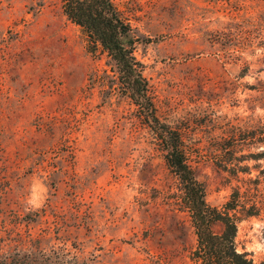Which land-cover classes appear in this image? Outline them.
I'll return each mask as SVG.
<instances>
[{
    "label": "rangeland",
    "instance_id": "rangeland-1",
    "mask_svg": "<svg viewBox=\"0 0 264 264\" xmlns=\"http://www.w3.org/2000/svg\"><path fill=\"white\" fill-rule=\"evenodd\" d=\"M117 1L150 40L135 53L158 118L192 147L208 202L237 200L239 250L260 264L264 0ZM113 79L60 0H0V264L190 263L177 180Z\"/></svg>",
    "mask_w": 264,
    "mask_h": 264
},
{
    "label": "trees",
    "instance_id": "trees-1",
    "mask_svg": "<svg viewBox=\"0 0 264 264\" xmlns=\"http://www.w3.org/2000/svg\"><path fill=\"white\" fill-rule=\"evenodd\" d=\"M60 2L66 17L87 35L91 52H103L110 58L114 71L113 91L116 86L120 88L137 106L141 118L155 130L166 164L178 183L177 203L189 213L197 236L189 264H258L247 252L239 250L236 241L240 220L236 212L237 200L228 202L223 209L208 202L205 184L197 177L192 164V147L183 141L178 129L158 118L144 65L135 53L138 44L150 40L137 33L133 16L126 12L128 10H123L117 0ZM100 78L96 72L89 79L100 83ZM251 137L256 144L264 142V132ZM236 147L237 144H234L231 151ZM254 155L263 158L264 150ZM217 163L226 170L235 165L228 159ZM256 211L254 204L246 213L254 215ZM215 223L222 224L220 232L213 230Z\"/></svg>",
    "mask_w": 264,
    "mask_h": 264
}]
</instances>
